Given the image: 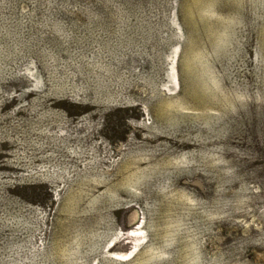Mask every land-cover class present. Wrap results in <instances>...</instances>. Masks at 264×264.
<instances>
[{
  "label": "rangeland",
  "instance_id": "374dc122",
  "mask_svg": "<svg viewBox=\"0 0 264 264\" xmlns=\"http://www.w3.org/2000/svg\"><path fill=\"white\" fill-rule=\"evenodd\" d=\"M0 264H264V0H0Z\"/></svg>",
  "mask_w": 264,
  "mask_h": 264
}]
</instances>
